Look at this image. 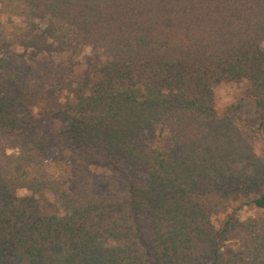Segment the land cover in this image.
<instances>
[{"label":"trees","instance_id":"16d2710c","mask_svg":"<svg viewBox=\"0 0 264 264\" xmlns=\"http://www.w3.org/2000/svg\"><path fill=\"white\" fill-rule=\"evenodd\" d=\"M83 46L51 122L108 177L31 111L62 87L35 58ZM0 50V264H264V0H0Z\"/></svg>","mask_w":264,"mask_h":264},{"label":"rangeland","instance_id":"374dc122","mask_svg":"<svg viewBox=\"0 0 264 264\" xmlns=\"http://www.w3.org/2000/svg\"><path fill=\"white\" fill-rule=\"evenodd\" d=\"M7 55L0 50V58ZM104 58V55H102L101 60H98L90 47L83 46L75 53L67 52L59 54L53 60V64H49L48 67L42 65L44 64V58L42 57H36L33 61L40 66L39 70H41L42 73L44 70L47 71L44 74V79L48 85L54 84L58 79L62 81L61 89L52 91V93H50V90L47 91V93L31 108L33 116L36 118V123L39 126V131L63 145V153L70 158L73 166H77L84 174H91L96 177H108L113 175V173L109 168H105L101 165V157L92 150L70 147V142L67 136L62 133L59 123L54 122L55 124H53L51 122L50 113L52 109L63 106L69 99L74 97L73 90L76 86V80L87 70H93ZM55 65L57 66L54 67ZM245 88V84L237 83L218 86L215 90L218 109L224 111L232 104L239 102V99L244 97ZM249 111V107H243L239 110L243 116L247 115ZM26 193L29 192L25 189L20 190V194L23 195ZM260 211L259 209L244 207L240 213L242 218H246L248 216L257 215Z\"/></svg>","mask_w":264,"mask_h":264}]
</instances>
